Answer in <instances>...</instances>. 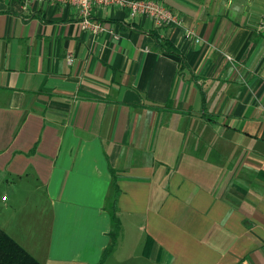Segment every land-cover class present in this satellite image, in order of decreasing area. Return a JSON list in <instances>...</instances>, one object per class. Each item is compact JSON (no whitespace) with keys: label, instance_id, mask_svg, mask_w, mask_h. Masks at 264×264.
Here are the masks:
<instances>
[{"label":"crops","instance_id":"crops-1","mask_svg":"<svg viewBox=\"0 0 264 264\" xmlns=\"http://www.w3.org/2000/svg\"><path fill=\"white\" fill-rule=\"evenodd\" d=\"M162 1L0 0V229L39 264H264V0Z\"/></svg>","mask_w":264,"mask_h":264},{"label":"built area","instance_id":"built-area-1","mask_svg":"<svg viewBox=\"0 0 264 264\" xmlns=\"http://www.w3.org/2000/svg\"><path fill=\"white\" fill-rule=\"evenodd\" d=\"M26 3L36 4L42 1H51L57 5L73 6L79 17L83 19V26L97 30L98 25H90L91 11L95 6H112L127 10L131 17L143 16L148 18L155 31L162 32L169 27H180L181 18L173 11L168 9L162 0H24ZM261 29H264V16L262 17ZM192 32L187 31L185 36L189 37ZM67 62L71 64L73 59L67 57ZM5 200V197L2 198Z\"/></svg>","mask_w":264,"mask_h":264},{"label":"trees","instance_id":"trees-1","mask_svg":"<svg viewBox=\"0 0 264 264\" xmlns=\"http://www.w3.org/2000/svg\"><path fill=\"white\" fill-rule=\"evenodd\" d=\"M155 48L167 54L181 57V55L171 46V44L161 38L157 33H153ZM182 58V57H181ZM184 63V61H183ZM185 64V63H184ZM116 222L115 229L109 234L110 243L103 251L101 262L113 252L116 247L117 238L120 233L119 224ZM0 264H39L21 246H19L9 235L0 229Z\"/></svg>","mask_w":264,"mask_h":264},{"label":"rangeland","instance_id":"rangeland-1","mask_svg":"<svg viewBox=\"0 0 264 264\" xmlns=\"http://www.w3.org/2000/svg\"><path fill=\"white\" fill-rule=\"evenodd\" d=\"M119 238L120 236L118 239ZM128 244V241L125 242L122 245L121 250L104 264H156L148 257H143L142 248L140 246L136 249V246H133V243Z\"/></svg>","mask_w":264,"mask_h":264}]
</instances>
